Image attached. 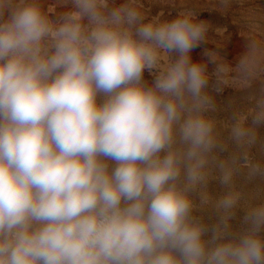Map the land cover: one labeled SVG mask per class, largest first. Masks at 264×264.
I'll use <instances>...</instances> for the list:
<instances>
[{
  "label": "clouds",
  "instance_id": "9594fccd",
  "mask_svg": "<svg viewBox=\"0 0 264 264\" xmlns=\"http://www.w3.org/2000/svg\"><path fill=\"white\" fill-rule=\"evenodd\" d=\"M208 30L142 0H0V264H264V202L229 223L244 199L233 175L264 177L247 157L264 97L252 126L231 127L241 165L216 160L207 91L209 63L216 93L250 86L264 40L249 36L235 67L207 49L194 61ZM210 164L227 189L211 225L195 214Z\"/></svg>",
  "mask_w": 264,
  "mask_h": 264
},
{
  "label": "rangeland",
  "instance_id": "374dc122",
  "mask_svg": "<svg viewBox=\"0 0 264 264\" xmlns=\"http://www.w3.org/2000/svg\"><path fill=\"white\" fill-rule=\"evenodd\" d=\"M116 2L120 3L121 0ZM142 2L149 17L160 15L163 20H172L178 12L191 10L196 13L197 19L208 23L207 42L191 53L194 61L204 60L203 53L207 49L216 52L221 60L235 67L246 50L249 36L264 40V0H228L227 3L223 0H142ZM214 68L215 65L212 63L207 66L210 77L207 91L215 103V111L209 112L208 115L214 120L218 140L224 146V151L217 150L214 155L217 162L238 156L239 163L243 165L245 163L243 150L238 149L230 141V130L241 118L247 119L248 126H252V113L256 109V102L264 97V73L248 87L227 85L223 86L222 92L216 93L212 89L215 82L212 75ZM144 79L151 82L153 77L145 72ZM234 116L236 120L233 119ZM256 133V142L247 149V157L253 163L264 165V125L256 126ZM232 187L244 197L241 206L238 207L240 210L247 207L246 200L253 201V205L264 202V177L248 179L246 169H243L233 175ZM226 191L227 189L219 183V170L215 164H210L208 183L200 192L206 194L210 201L212 198L219 199ZM242 229L239 227L233 231ZM261 235L264 236V232Z\"/></svg>",
  "mask_w": 264,
  "mask_h": 264
},
{
  "label": "bare ground",
  "instance_id": "6f19581e",
  "mask_svg": "<svg viewBox=\"0 0 264 264\" xmlns=\"http://www.w3.org/2000/svg\"><path fill=\"white\" fill-rule=\"evenodd\" d=\"M216 200L217 199L212 198L209 201V205L202 212L195 213L196 215H202L204 222L206 224L207 223L213 224L217 220V214H216L215 209L213 207V204ZM245 202H246V204H253V201L246 200ZM234 211H235V215L229 222L231 227H232V230H235L239 227L244 228L245 225L243 223V218L246 215L247 207H245L244 210H240L239 208H236Z\"/></svg>",
  "mask_w": 264,
  "mask_h": 264
}]
</instances>
